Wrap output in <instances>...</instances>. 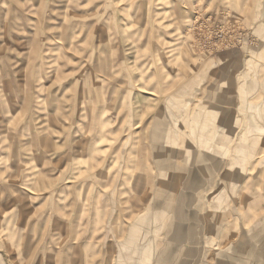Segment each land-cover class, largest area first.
I'll use <instances>...</instances> for the list:
<instances>
[{"label":"rangeland","instance_id":"374dc122","mask_svg":"<svg viewBox=\"0 0 264 264\" xmlns=\"http://www.w3.org/2000/svg\"><path fill=\"white\" fill-rule=\"evenodd\" d=\"M261 196L264 0H0V264H264Z\"/></svg>","mask_w":264,"mask_h":264},{"label":"crops","instance_id":"0c3cea01","mask_svg":"<svg viewBox=\"0 0 264 264\" xmlns=\"http://www.w3.org/2000/svg\"><path fill=\"white\" fill-rule=\"evenodd\" d=\"M244 175H246V174H244ZM247 176V175H246ZM237 182H242L241 184H240V186H242V187H244V182L243 181H241V180H236L234 183H237ZM261 197H264V196H261ZM261 202V201H260ZM187 216H188V214L187 213H184L183 212V210L181 209L180 211H178V218H179V222H178V224L176 225V227H175V229H174V236L179 240V241H181V242H183L187 237H185V231H184V229H181L178 225L181 223V222H183V221H185L186 219H188L187 218ZM232 218V216L230 217V219ZM219 219H221V217H219ZM249 219V218H248ZM250 220V219H249ZM233 226H235V223L233 222V224H232ZM183 226V225H182ZM232 227V226H231ZM245 227H247V223L245 222ZM245 227H243V232H247V230H246V228ZM185 228V227H184ZM219 231V229H217L216 230V232H214L215 234H218L217 232ZM223 237H227L229 240H231L230 238H234L235 237V235H234V233L232 232V229H230L227 233H225L224 235H223ZM236 237H239V234L238 235H236ZM189 238H193V235H191V236H189ZM234 240V239H233ZM233 240H231V241H233ZM174 253H175V247L174 246H171V249L168 251V253H166V256H168L169 258H172L173 257V255H174ZM162 260H164L165 261V259H163V258H159L158 259V262H157V264H176V263H171V261L172 260H169L167 263L166 262H162ZM177 262V261H176ZM147 264H151V260H149V262L147 263Z\"/></svg>","mask_w":264,"mask_h":264}]
</instances>
